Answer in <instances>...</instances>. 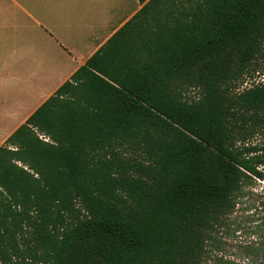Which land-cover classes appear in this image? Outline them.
<instances>
[{
	"label": "trees",
	"instance_id": "16d2710c",
	"mask_svg": "<svg viewBox=\"0 0 264 264\" xmlns=\"http://www.w3.org/2000/svg\"><path fill=\"white\" fill-rule=\"evenodd\" d=\"M153 1L0 147L1 262L192 264L260 176L264 83L236 86L264 0H199L144 30Z\"/></svg>",
	"mask_w": 264,
	"mask_h": 264
},
{
	"label": "crops",
	"instance_id": "0c3cea01",
	"mask_svg": "<svg viewBox=\"0 0 264 264\" xmlns=\"http://www.w3.org/2000/svg\"><path fill=\"white\" fill-rule=\"evenodd\" d=\"M144 4L0 0V147Z\"/></svg>",
	"mask_w": 264,
	"mask_h": 264
},
{
	"label": "rangeland",
	"instance_id": "374dc122",
	"mask_svg": "<svg viewBox=\"0 0 264 264\" xmlns=\"http://www.w3.org/2000/svg\"><path fill=\"white\" fill-rule=\"evenodd\" d=\"M198 1L155 0L148 7L144 18L142 16L139 21L144 30H155L165 24H177L190 15ZM259 83H264V50L239 79L236 92ZM184 96L189 101L195 99L198 92L195 89H187ZM263 141L264 134H255L246 142L258 144ZM258 170L260 176H249L252 178L244 187V197L240 202L232 211L221 217L222 221L208 230L192 264H264V167H259ZM0 264L46 263L38 259L14 257L6 262L0 261Z\"/></svg>",
	"mask_w": 264,
	"mask_h": 264
}]
</instances>
